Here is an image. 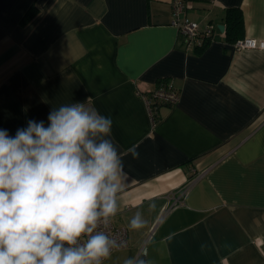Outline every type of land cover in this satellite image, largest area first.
Segmentation results:
<instances>
[{"label": "crops", "instance_id": "obj_1", "mask_svg": "<svg viewBox=\"0 0 264 264\" xmlns=\"http://www.w3.org/2000/svg\"><path fill=\"white\" fill-rule=\"evenodd\" d=\"M182 1L213 26L202 47L183 44L171 0H0V129L77 102L112 119L128 176L112 221L128 243L102 264H264V49L235 50L225 30L239 10L235 36L264 40V0ZM165 84L178 99L151 116L145 97Z\"/></svg>", "mask_w": 264, "mask_h": 264}, {"label": "clouds", "instance_id": "obj_2", "mask_svg": "<svg viewBox=\"0 0 264 264\" xmlns=\"http://www.w3.org/2000/svg\"><path fill=\"white\" fill-rule=\"evenodd\" d=\"M48 121L29 120L14 137L0 129V264H102L119 246L106 229L128 186L112 119L77 102ZM145 223L137 211L129 227ZM146 255L123 264H152Z\"/></svg>", "mask_w": 264, "mask_h": 264}, {"label": "built area", "instance_id": "obj_3", "mask_svg": "<svg viewBox=\"0 0 264 264\" xmlns=\"http://www.w3.org/2000/svg\"><path fill=\"white\" fill-rule=\"evenodd\" d=\"M184 7L182 0H171V11L173 14L172 23L182 36V42L185 47L198 48L212 41L214 39L213 26L210 23H199L182 17ZM233 45L235 50L264 49V40L258 41L253 38L243 37L236 39L233 42ZM177 99L178 91L168 84L160 85L157 89L153 90L149 96L145 97L151 116L154 115V108H156L157 105L172 104L176 102ZM185 192L186 190H184L178 198H175L172 205L182 202ZM172 205L170 207H172ZM106 231L119 245L113 250L127 245L128 237L126 229L122 226L115 225L112 219Z\"/></svg>", "mask_w": 264, "mask_h": 264}, {"label": "trees", "instance_id": "obj_4", "mask_svg": "<svg viewBox=\"0 0 264 264\" xmlns=\"http://www.w3.org/2000/svg\"><path fill=\"white\" fill-rule=\"evenodd\" d=\"M35 13L34 8H29V10L23 16L21 23L27 22ZM226 23V37L229 40H236L239 37L235 36V33L240 29L241 25V14L239 10L229 9L226 13L225 17Z\"/></svg>", "mask_w": 264, "mask_h": 264}, {"label": "water", "instance_id": "obj_5", "mask_svg": "<svg viewBox=\"0 0 264 264\" xmlns=\"http://www.w3.org/2000/svg\"><path fill=\"white\" fill-rule=\"evenodd\" d=\"M221 27L223 28L224 26H223V25H220V28H221Z\"/></svg>", "mask_w": 264, "mask_h": 264}]
</instances>
